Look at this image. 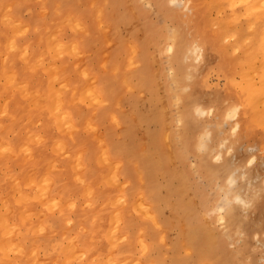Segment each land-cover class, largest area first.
Returning a JSON list of instances; mask_svg holds the SVG:
<instances>
[{"label":"bare ground","instance_id":"1","mask_svg":"<svg viewBox=\"0 0 264 264\" xmlns=\"http://www.w3.org/2000/svg\"><path fill=\"white\" fill-rule=\"evenodd\" d=\"M151 1L171 26L148 23L141 40L119 27L142 18L148 0H0V264H236L229 250L211 255L218 238L209 229L183 224L180 239L167 241L160 176L183 217L191 204L180 194L187 168L169 169L177 151L180 160L193 153L194 170L227 190L223 211L209 216H228L237 254L264 264L254 255H264V174L253 175L264 155L237 149L264 146V129L253 132L264 128V0ZM223 1L237 10L226 15ZM240 14L253 18L248 32L236 23ZM149 39L169 52L161 101L154 91L163 73L148 70ZM170 108L173 129L162 117ZM93 212L94 230L69 224L53 230L60 240L43 235L60 214ZM193 248L194 257L182 253ZM146 253L153 258L139 262Z\"/></svg>","mask_w":264,"mask_h":264},{"label":"rangeland","instance_id":"2","mask_svg":"<svg viewBox=\"0 0 264 264\" xmlns=\"http://www.w3.org/2000/svg\"><path fill=\"white\" fill-rule=\"evenodd\" d=\"M223 3L226 6L223 7L222 11L226 15L230 16L231 15L230 11L233 12V10H235V9L237 10V7H233V6L229 7L230 5H227L224 1H223ZM151 4H152L151 0H148V2L143 3L142 8L145 10L146 14L142 18L134 20L130 24L120 26L119 31H121V33H123V34H126L129 30H132V34L142 40V39H144V36H145V26L148 23H152V24L157 25V26H161V25L171 26L169 19L165 18V16H168V15L167 14L163 15L162 12H160L156 7L152 6ZM215 10H216V8L214 7V9H213L214 14L216 12ZM22 16L26 17L27 15L25 14ZM238 18L239 19L236 21L237 25L244 27L245 31L248 32L249 31V28H248L249 24L250 23L252 24L253 18L249 17V16H245L243 14H240V16ZM255 23L257 25V28H260L261 22L256 20ZM161 42H163V41L161 40ZM111 46L112 47L114 46L113 42L109 43V46L106 49H108V48L110 49ZM147 49L149 51V54H148V70L152 71V72H156V73H158V72H160L161 74L163 73V75L161 77L162 81L160 83L159 82L157 83L155 91H154V92H156V94H158L160 96L159 99L161 101L166 96H168L167 95L168 93H167V90L165 89L164 83H165V80L169 74V72H165V70L168 71L166 69V63H167V54H169V52L160 51L158 46L155 45L152 42V40H150V39L147 41ZM156 51H158V53ZM155 58H157L158 60H156ZM157 63H159V64H157ZM156 65H157V67H156ZM158 69H159V71H158ZM215 73L216 72H213V71L211 72L210 81L214 85L221 86L223 84V77L220 76L219 74H217V73L215 74ZM144 92H148V91L144 90ZM223 94H224V92H223ZM121 104H122V108L124 110H126L128 112L131 110L130 102L127 98L122 99ZM177 109L179 110V107H177ZM162 117H163V119H164V117L166 118V121H167L166 126L169 129L175 128L176 122H175V115H174L173 109L170 108L167 110H163ZM120 129H121V127H119L117 129L118 133H120V131H119ZM262 129H264V128L255 129L253 132L257 131L259 133V131ZM133 131H134V134L136 135V137L138 138L139 143H141V144L144 143L145 139L147 138L146 133H144L145 132L144 128L142 126H137V127L133 128ZM253 136L255 139L257 138L256 134H253ZM257 140H259V139L257 138ZM259 141L264 142V138L260 139ZM243 148L248 153L254 154V153H256V151H261L260 154L264 155V146L261 145L260 142L256 143V141H253L252 144H248L247 142H243L242 144L238 145L237 149L242 151ZM182 154H183V151H177V153L175 154V158L172 159V164H170L169 169H171L173 166L175 169H177L178 171L181 172V171H184V169H182V168H185V169L187 168L186 174H187L188 185L184 187L185 191H183V192L181 191L180 194H181L182 200H187L191 203V204H189V210H188L189 215H188V218L183 217L185 211L180 210V208L177 206H174V203L176 202L178 197L170 190V188H168V186L166 184H162V182L164 181L165 178L163 177V175L160 176L161 185L159 187V191L165 197L160 202V204H161L160 208H161V210L164 211V213L160 214V215L162 217H166L165 219H163L161 221V226L166 229V232L168 231V233H166V235H167L166 239L168 238L170 241H176L177 239H180L178 234L180 231L179 229L181 228V225H183V224L186 225L188 230L192 229V230L197 231V230H202V229L203 230L209 229L214 234H216L215 236L218 238V245H217L218 248H217L216 252H212L211 255L223 254L224 258H227L228 254H227V252H225V249H226V250L231 251L235 255L236 264H246V263L247 264H255L252 262V260L250 263V261L248 259L246 260V259H243V257L241 258L240 253L237 254V252H238L237 248H238L240 242L238 239H236L235 237L230 235L231 233L229 231L231 229L229 227L230 225H229L228 219H227L228 216H226V218L223 221H218L215 219L213 220L209 216V212L211 214V212H214V211H216V212H218L220 210L223 211V209L226 206L225 204H227V202H228V200H227L228 198L226 197L227 196V194H226L227 190H225L221 184H219V186H218L219 181H217V179H209V180L207 178L205 179V177L201 176L196 170H194L196 158H195V155L193 153H191V152L185 153L184 160H180L179 158H182ZM260 159L263 160V158H260ZM262 160L260 161L258 167L254 170L253 175L256 177H260L261 175L264 174V171H263L264 160L263 161ZM253 162H254V159L251 160V158H249L245 164L248 166V165H251ZM190 170L192 172H190ZM244 177H245V174H244ZM168 178H175V177L168 176ZM258 180H261V179L258 178ZM189 182H191V183H189ZM224 191H225V193H223ZM220 193L223 196H221ZM143 196H145V195L141 194V195H139V198L142 199ZM150 196L147 195V197H150ZM225 200H226V202H225ZM218 206H219V210H217ZM2 208L3 207L0 204V215L2 212ZM207 212H208V214H207ZM240 212H245V211L240 210ZM2 226H3V219H2V215H1L0 216V228H2ZM189 235H192V233ZM168 239H167V241H168ZM255 239H257L256 244H258V241H260V240L258 238H255ZM162 245H163V242H162ZM228 247H230V249H228ZM234 248H236V249H234ZM209 251H211V248H209ZM258 252H259V250H258ZM258 252L257 253L255 252L256 254H254V255H256L257 262L261 258L263 259V257H264V255L262 253H260V252L258 253ZM182 253H184V255H187L189 257L195 256L194 248H193L192 252L189 254H187L185 250H183ZM204 255H205V253H204ZM3 257H6V256L4 255V253H2L0 251V262L4 261V259H2Z\"/></svg>","mask_w":264,"mask_h":264},{"label":"crops","instance_id":"3","mask_svg":"<svg viewBox=\"0 0 264 264\" xmlns=\"http://www.w3.org/2000/svg\"><path fill=\"white\" fill-rule=\"evenodd\" d=\"M93 201L97 202V205L101 204V202L105 201L103 196L101 195H97V196H94V199ZM94 213V212H93ZM81 214H63L60 216H58V219L56 221L55 224L51 223V225H48V226H43V235H45V238H49L50 242H53L56 238L59 237V240L62 239V234L61 232L55 234V232L53 230H57L58 226H61L63 227L64 225H69V224H73L76 226V229H81V228H90L92 230H94V224L92 222H90V220L92 218H98L99 217V213H94V214H90V213H84L83 215ZM87 220V221H85ZM76 223H78L79 225H76ZM133 233L137 234L138 236L137 237H141L142 234L139 232V230H133L131 229ZM70 235H74L75 234V230H72L71 232H68ZM81 245H86L87 244V239L86 238H83V239H80L78 238ZM42 250H49V245L48 244H42V247H41ZM87 251L89 250H94V247L93 245H88L87 246ZM133 250H136V247H132L131 248V251ZM61 252V251H60ZM150 258H153L151 255H149L148 253L144 254L140 259H139V262H143L144 260L146 259H150ZM127 264H134V263H127Z\"/></svg>","mask_w":264,"mask_h":264}]
</instances>
